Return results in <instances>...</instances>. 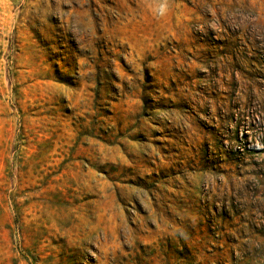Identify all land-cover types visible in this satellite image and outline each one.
Masks as SVG:
<instances>
[{
  "label": "rangeland",
  "instance_id": "obj_1",
  "mask_svg": "<svg viewBox=\"0 0 264 264\" xmlns=\"http://www.w3.org/2000/svg\"><path fill=\"white\" fill-rule=\"evenodd\" d=\"M0 264H264V0H0Z\"/></svg>",
  "mask_w": 264,
  "mask_h": 264
},
{
  "label": "bare ground",
  "instance_id": "obj_2",
  "mask_svg": "<svg viewBox=\"0 0 264 264\" xmlns=\"http://www.w3.org/2000/svg\"><path fill=\"white\" fill-rule=\"evenodd\" d=\"M241 85V84H240Z\"/></svg>",
  "mask_w": 264,
  "mask_h": 264
}]
</instances>
